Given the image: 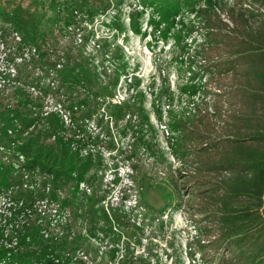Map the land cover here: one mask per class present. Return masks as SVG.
<instances>
[{
    "label": "trees",
    "instance_id": "1",
    "mask_svg": "<svg viewBox=\"0 0 264 264\" xmlns=\"http://www.w3.org/2000/svg\"><path fill=\"white\" fill-rule=\"evenodd\" d=\"M223 1L205 0L198 10L192 0H142V7L144 10L158 7L151 24L157 29L164 25L170 31L175 30L182 13H194L196 19H201ZM41 2L44 13L40 14L33 32L23 30L17 16L0 14L4 24L13 26L15 33L22 35L18 54L21 64L29 65L43 80L49 78L55 82L45 84L37 78L44 86L31 87L30 74L29 79L24 78L25 86H17L14 96L19 101L17 108L8 102L4 106L0 99V264H139L137 259L119 254L120 240L116 237L120 235L115 229L121 213L126 212L99 207L95 192L90 190V182L95 178H88L98 164L97 155L88 151L84 155L82 143L89 136L85 121L93 119L104 107L108 120L126 121L124 136L131 134L134 154L144 145L150 148L140 138L144 132L138 130L139 126L154 129L149 112L143 101H139L140 96L146 99L140 90L141 79L136 76L130 79L127 98L118 103L113 101L115 92H108L106 87H101L98 93L80 92L78 85H93L91 71L87 70L90 64L81 61L87 60L84 50L94 34L83 23L92 24L104 12L102 6L95 7L89 0ZM249 3L246 9L226 10L233 28L220 21L219 28L210 29L204 36L200 67L196 57H186L180 47L186 28L184 20L179 19L180 28L172 35L177 44L173 61L187 66L190 75L178 86V96L187 100V109L196 106L199 96H207V84L213 78L229 79L228 85L218 84L214 96L218 99L213 105L225 134L220 140L225 148L216 167L231 174L219 184L221 199L216 215L224 252L222 264H264V0H249ZM110 9L108 2L105 12ZM118 11L113 23L120 20ZM140 14L144 12L130 14V25L135 34L144 35L137 19ZM57 28L60 33L80 35L81 43L73 40L82 50L80 59L70 62L72 55L68 50H62L56 58L51 54L48 38ZM163 36L168 37L167 33ZM215 52L222 53L217 61L210 57ZM10 75L0 72V83L9 81ZM119 79L120 76L112 84L114 91ZM162 82L160 100L174 99L176 92L171 90L169 76L162 78ZM31 89L39 91L36 98ZM47 99L55 103L51 104L52 108ZM153 107L157 104L153 103ZM83 109L87 112L80 119ZM158 112L157 119L163 123L162 105ZM168 113V133L182 136L186 120L172 116L174 110ZM101 116L98 125L104 122ZM89 141L99 143L100 134L90 136ZM111 144L115 148L113 141ZM66 187L71 188L69 198ZM69 205L78 208L76 220L82 225L83 219L86 221L85 234L76 233ZM105 239L110 245L105 252L91 249L92 241ZM84 249L86 252L80 255ZM88 250L92 259L86 254Z\"/></svg>",
    "mask_w": 264,
    "mask_h": 264
},
{
    "label": "rangeland",
    "instance_id": "2",
    "mask_svg": "<svg viewBox=\"0 0 264 264\" xmlns=\"http://www.w3.org/2000/svg\"><path fill=\"white\" fill-rule=\"evenodd\" d=\"M192 1L196 3L197 10L205 2ZM108 2L111 9L105 12ZM90 3L95 7L102 6L101 10L104 12L92 24L83 23L89 33L94 34L88 40L86 49L84 48L87 60L81 61V64H90L86 67L91 71L93 85H78L80 92L86 94L92 90L98 93L101 87H106L108 92H115L113 101L118 103L127 98L126 89L131 84L130 79L140 78V90L146 99L140 96L139 101H143L150 114L151 124L154 125L153 130L138 125V130L144 132V136L140 134V138L150 144V148L144 145L137 148L134 154V149H131V134L124 136L127 125L125 120L119 123L108 120L103 107L99 114L84 123L89 135L83 139L84 155L88 151L93 156L97 155L98 159V164L88 175V178L94 176L96 180L90 182V190L95 192L99 207L126 212L125 215L119 211L122 218L115 229L120 235L116 237L117 241L120 240V256L127 254L142 264H222L220 259L224 252L219 241L216 214L221 199L219 184L230 178L231 174L228 171L220 172L216 167L225 148V143L220 141L225 138V134L213 105L218 99L217 96L214 97L218 84L228 85L229 79L223 77L220 81L217 77L213 78L207 84V96H199L196 106L187 109V100L178 96V86L190 75L187 66L173 61L177 44L175 45L172 35L180 28L179 19L184 20L186 28L180 47L184 49L183 55L186 57L194 55L197 66L200 67V45L204 36L210 29L219 28L220 21L233 28L234 24L226 10L234 7L249 8V0H224L201 19H196L194 13L184 12L177 18L175 30L170 31L164 25L157 29L151 24L152 15L157 16L158 7H147L144 10L142 0H89ZM41 5V0H0V14L18 17L23 30L33 32L40 14L44 13ZM117 11L121 14L120 20L113 23ZM135 12H144L137 17L144 35H137L131 30L130 14ZM77 16L78 20H82L81 15ZM0 28L3 31L2 35L0 33V72L11 74L9 81L0 83V99H3L4 106L8 102L17 108L19 101L14 96L18 91L17 86H25L24 78L29 79L27 76L31 74L30 86L40 88L44 86L41 81L45 80L29 65L21 64L18 56L20 40L15 37L17 30L4 24L1 16ZM163 33H167L168 37L165 38ZM79 37L80 35L74 36L71 33H60L57 28L48 38L47 47L55 58L56 55L61 56L62 50H68L72 55L70 62H75L80 59L78 55L82 51L77 47V43H81L78 41ZM73 40L78 42L74 43ZM221 55L222 53L215 52L210 57L217 61ZM118 76L119 83L114 91L112 84ZM167 76L171 90L176 95L174 99L160 100V88L164 84L162 78ZM37 78L42 79L40 83ZM48 79L45 84L55 83ZM133 82L135 83V79ZM205 84L203 81L202 85ZM31 92L34 98L39 95L38 90L31 89ZM47 100L52 108L51 104L55 103L50 101L52 99ZM222 100L226 101L224 98ZM153 103L157 104L155 109ZM161 105L163 123H160L156 115ZM170 110H174L172 116L186 120L182 136L172 135L166 129ZM86 112L83 109L79 118L82 119ZM101 114L104 122L98 125ZM99 134V143L89 141L90 136ZM70 191L71 188L66 187V198L72 196ZM68 207L73 215L72 223L75 224L76 233L85 234L83 226L86 221L83 219L85 224L82 225L76 220L78 208L74 205ZM109 246L108 239L97 240L96 243L92 241L91 249L105 252ZM83 252L86 249L79 254L83 255ZM86 254L92 259L90 250Z\"/></svg>",
    "mask_w": 264,
    "mask_h": 264
},
{
    "label": "built area",
    "instance_id": "3",
    "mask_svg": "<svg viewBox=\"0 0 264 264\" xmlns=\"http://www.w3.org/2000/svg\"><path fill=\"white\" fill-rule=\"evenodd\" d=\"M15 37H16V39L21 41V38L19 37V35L17 33L15 34Z\"/></svg>",
    "mask_w": 264,
    "mask_h": 264
}]
</instances>
